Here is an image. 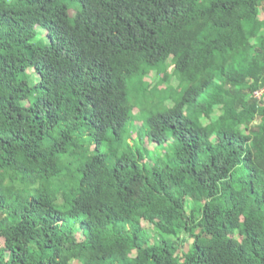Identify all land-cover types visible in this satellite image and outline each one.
I'll list each match as a JSON object with an SVG mask.
<instances>
[{
    "label": "trees",
    "instance_id": "trees-1",
    "mask_svg": "<svg viewBox=\"0 0 264 264\" xmlns=\"http://www.w3.org/2000/svg\"><path fill=\"white\" fill-rule=\"evenodd\" d=\"M263 88L264 0H0V264H264Z\"/></svg>",
    "mask_w": 264,
    "mask_h": 264
},
{
    "label": "clouds",
    "instance_id": "clouds-1",
    "mask_svg": "<svg viewBox=\"0 0 264 264\" xmlns=\"http://www.w3.org/2000/svg\"><path fill=\"white\" fill-rule=\"evenodd\" d=\"M174 65H175V63H173ZM173 64H171V65H173ZM170 65V66H171ZM160 69V68H159ZM158 68H155V69H153L151 72H150V75L152 74V72H155V71H157L159 74H163L162 75V80H163V83L162 84H166V86H165V89L167 90V92L165 93V94H167V95H170V96H173V94H175L174 93V90H173V87L174 88H178L179 90H181V86H180V82H181V80H180V82H178V77H179V75L176 73V67H175V70H174V74L177 76V77H175L176 78V80L173 78V77H171L170 76V73H169V71H166L167 72V74H168V76H167V80H165V77H164V72H161L160 70H159ZM169 69V68H168ZM150 75L148 76V77H150ZM179 79H180V77H179ZM160 86V85H159ZM161 88H163V87H161ZM259 91H261V94H262V92L264 91V88L263 89H261V90H259ZM259 91H257V92H259ZM256 92V93H257ZM261 94L259 95V96H261ZM257 95V94H256Z\"/></svg>",
    "mask_w": 264,
    "mask_h": 264
},
{
    "label": "rangeland",
    "instance_id": "rangeland-1",
    "mask_svg": "<svg viewBox=\"0 0 264 264\" xmlns=\"http://www.w3.org/2000/svg\"><path fill=\"white\" fill-rule=\"evenodd\" d=\"M72 13H74V12H72ZM44 35H46V33ZM38 39L39 40L42 39L40 35L38 36ZM174 70H175V65L174 64L169 66L168 71L170 73V76L173 77L176 80L175 77H177V76L174 74ZM162 75L163 74H159L157 71H155V72H152L150 77H147V80L151 82L152 87H163V88H165L166 84H162L163 83ZM177 79H178V82H180L179 77ZM256 94H257V96H259L261 94V91L257 92ZM171 98H173V97H171ZM147 226H149V225H147ZM145 227H146V224H145ZM2 241L3 240H0V243H2Z\"/></svg>",
    "mask_w": 264,
    "mask_h": 264
}]
</instances>
